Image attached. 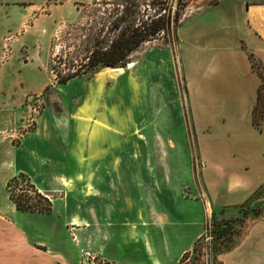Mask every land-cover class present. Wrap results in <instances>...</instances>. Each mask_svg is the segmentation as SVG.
<instances>
[{"label": "crops", "instance_id": "0c3cea01", "mask_svg": "<svg viewBox=\"0 0 264 264\" xmlns=\"http://www.w3.org/2000/svg\"><path fill=\"white\" fill-rule=\"evenodd\" d=\"M47 1L0 0V264H81L82 246L114 264H185L210 208L241 206L264 186V113H254L263 79L249 57L264 66V4L226 0L181 26L200 192L183 107L179 114L146 65L138 76L107 67L58 83L60 108L33 116L28 97L53 84L50 35L71 0ZM162 102L172 111L148 120L147 106ZM20 173L51 199V212L17 208L7 184ZM217 261L264 264V214L245 221Z\"/></svg>", "mask_w": 264, "mask_h": 264}, {"label": "rangeland", "instance_id": "374dc122", "mask_svg": "<svg viewBox=\"0 0 264 264\" xmlns=\"http://www.w3.org/2000/svg\"><path fill=\"white\" fill-rule=\"evenodd\" d=\"M226 0H168L166 5L167 12L171 13L172 23L178 19L181 26L187 22L197 18L207 10L215 2L222 3ZM251 4H264V0H244ZM64 0H49L44 7L49 4H63ZM75 2V3H74ZM65 6L66 18L60 23H53V32L50 35L51 45L49 49V76L53 79V84L47 87L40 95L28 97V102L32 105L33 113L38 114L48 104H54L56 109L60 108L61 101L54 93L59 90V76H65L81 69L92 55L93 50L98 47L107 46L114 35L123 27L134 20L136 24H141L144 20L151 21L156 18L164 9L156 6V0H71L67 1ZM42 7V8H44ZM171 8V9H170ZM45 12L40 9L39 12ZM180 27L175 33L169 37L161 34L156 38L145 41L139 49L135 50L131 55V63L124 67L126 74L138 76L142 73L141 68L146 65L151 75H156L163 89L171 94L172 106H178L179 114L183 107L187 132L189 136V144L193 159L195 181L199 191L201 192V175L200 169L202 162L200 160L197 138L192 115V108L189 99L188 87L185 77L183 46L185 37ZM7 43L10 47L12 36ZM7 40V39H6ZM9 52V51H8ZM260 63V62H259ZM134 64V65H133ZM100 71V70H99ZM99 71H88L82 73L79 77L84 82L95 77ZM261 72L264 74V66H261ZM144 75L148 74L143 68ZM109 84H113L111 90L115 91L118 80L114 76H108ZM152 76H150V80ZM153 83V82H152ZM149 85V82L147 83ZM177 87V89H176ZM152 91V89H151ZM264 91V90H263ZM153 97V92H151ZM174 95L176 96L175 99ZM164 98L170 102L169 96L163 94ZM180 98V100H179ZM147 100V99H146ZM148 101V100H147ZM175 102V103H174ZM182 103V105H181ZM264 103V98H263ZM151 110L148 120H154V115L164 110L166 113L172 111V107L166 106L162 102V106H147ZM156 108V109H155ZM163 108V109H162ZM181 113V114H183ZM93 118H91L92 120ZM33 126V122H31ZM18 140L21 131L17 132ZM21 187V186H20ZM74 204L78 214L86 215L87 208ZM264 214V186L255 193L254 197L247 203L228 209H211L208 212L207 224L211 225L214 239L212 244V264H218L217 254L221 250L228 249L237 243L239 235L243 230L245 221L256 219ZM228 224L227 226H224ZM220 233L216 235L215 233ZM200 243L185 257V264H207L206 258L202 257Z\"/></svg>", "mask_w": 264, "mask_h": 264}, {"label": "trees", "instance_id": "16d2710c", "mask_svg": "<svg viewBox=\"0 0 264 264\" xmlns=\"http://www.w3.org/2000/svg\"><path fill=\"white\" fill-rule=\"evenodd\" d=\"M167 3L168 0H156V6L158 5L159 10H165L163 13L160 12L159 15L156 18H152L150 22L144 20L141 24H136L134 20H131L128 25L114 35L107 46L94 49L92 55L81 69L65 76H59L57 81L59 83H65L82 73L88 71L94 72L107 67L124 68L131 63L132 53L139 49L145 41L156 38L161 34L165 35V37H169L172 31L175 33L181 27V23L178 22V19H175L174 24L172 23L171 13L167 12ZM219 4V2H215L211 8ZM250 4L251 3L247 2V5ZM249 57L253 67L263 79L258 93V106L255 107L254 111L255 120H257V117H260L264 113V74L261 72V65L254 54L250 53ZM7 189L11 200L15 202L17 208L20 210L31 212H51L52 210L51 199L41 193L31 181L30 177L25 173H20L11 178L7 184ZM227 225L228 224H225L224 226ZM214 233L215 237L219 234L217 238L221 236L220 233L216 234L215 231ZM197 245L196 243L194 249Z\"/></svg>", "mask_w": 264, "mask_h": 264}, {"label": "built area", "instance_id": "2783aa9c", "mask_svg": "<svg viewBox=\"0 0 264 264\" xmlns=\"http://www.w3.org/2000/svg\"><path fill=\"white\" fill-rule=\"evenodd\" d=\"M9 39L10 38H7V40H9ZM6 58H7V55H5L4 58H1L0 62H1V60L2 61L5 60ZM34 114L35 113H33V116H34ZM31 122H33V121H31ZM31 122L29 125L30 128L33 127ZM17 136L18 135H16L15 137H17ZM19 136H21V134H19ZM77 227L78 226L75 223H70V225H69V228L72 231L73 240L76 241L77 243H80V239L76 233ZM213 239H214V235H213L211 225L207 224L203 235L197 241V244L198 243L201 244L200 247H201L202 257L206 258L207 264H212L210 262H212V260H213L211 252H210V251H212ZM81 264H114V263L112 261H110L109 259H107L106 257L102 256L98 251H96L92 248H89V247L82 246L81 247Z\"/></svg>", "mask_w": 264, "mask_h": 264}, {"label": "bare ground", "instance_id": "6f19581e", "mask_svg": "<svg viewBox=\"0 0 264 264\" xmlns=\"http://www.w3.org/2000/svg\"><path fill=\"white\" fill-rule=\"evenodd\" d=\"M133 63V62H132ZM132 63H129V66H132ZM134 65V64H133ZM108 69H110L111 71H114V70H116L115 68H108ZM119 69H123V67H121V68H119ZM118 69V70H119Z\"/></svg>", "mask_w": 264, "mask_h": 264}]
</instances>
